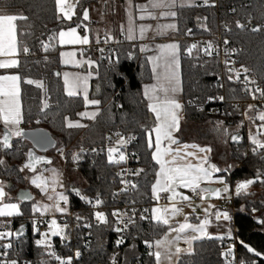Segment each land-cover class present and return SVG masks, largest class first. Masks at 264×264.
Wrapping results in <instances>:
<instances>
[{
    "label": "trees",
    "instance_id": "16d2710c",
    "mask_svg": "<svg viewBox=\"0 0 264 264\" xmlns=\"http://www.w3.org/2000/svg\"><path fill=\"white\" fill-rule=\"evenodd\" d=\"M99 1L102 0H81V5L88 8ZM4 4L8 5L6 9L8 14L22 13L29 18L28 23L31 24L29 28L25 22H16L17 40L21 48L19 67L16 68V72L21 76L22 128L47 129L56 141V148L64 150L67 156L66 169L74 176H78L81 181L65 185V193L69 197L67 208L79 209L77 214L82 217V221H80V228L74 227L73 239L64 244L61 251L71 254L79 249L81 256L76 259V264H111L110 258L114 254L118 264H155L154 257L148 256L149 251L146 250L143 240L145 238L155 240L161 237L167 231L168 226L156 225L150 219L141 221L140 212H138L137 227L124 233V243L117 247L116 244H112L113 238L118 236V233L112 230L114 217L110 215L113 209L119 207V201H128L131 204L132 199H135L136 203L132 204L133 206L149 210L153 203L151 185L155 179L157 165L151 159V150L146 146L147 138L142 127L151 128L155 121L152 114L148 112L147 101L143 97V86L152 80L150 64L146 63V54L139 51L137 42L119 39V43L111 45L107 53V57L111 56L113 62L118 60V63H115V71L110 69L108 59L103 60L96 54V77L91 79L90 97L101 101L98 106L99 114L92 121L81 120L80 123L85 125L84 127L68 128L64 117L67 116L70 121L78 120V113L85 108L84 99L79 95L69 97L64 92L60 75H56L61 69L60 46L57 38L52 41L54 48L48 53L43 51L39 41L42 39L47 42L48 36L54 33L57 36L60 30L82 22V8L80 6L76 8L79 19L73 16L71 21H60L55 18L54 0H0V7ZM262 4L264 0H218L214 8L204 7L203 3H199L198 7L178 9V16L174 21L179 31L174 32L173 35L177 38L184 37L186 30L191 28L193 35L197 37L209 36L216 30L219 23H228L233 27V31L227 35L232 44L239 49L240 62L248 65L249 72L256 77L259 83L263 84L262 88H264V31L241 32L234 27V21L241 19V22H245L248 13L253 16L252 25L264 24V19L261 18V13L264 12ZM232 8L237 11L233 13ZM198 17L200 18L199 23L197 22ZM204 17H207L206 21ZM201 24H207L209 31H203ZM21 32L25 34L21 35ZM29 32L31 35L27 34ZM23 46L29 47L30 54L25 55L22 52ZM186 47V41L180 40L182 124L183 128L188 130L187 136L181 137L180 140H192V134L197 133L199 141L212 143L211 160L216 162L220 168L221 165H224L222 168L232 166L228 171L219 173V175L224 176L231 194L234 195L233 226L238 246L237 257L248 261L256 260L257 264H264V224L257 222L264 219V182H262L264 175L259 180L256 179L257 171L264 173V160L260 158V150H257L256 154L251 152L253 146L248 139L251 133L248 131L251 129L248 123L252 125L261 122L258 119H249V117L256 116V112L248 110L245 103L249 95L245 93L243 85L239 82L227 81L225 66L215 56L207 58H202L198 54L188 56L184 50ZM31 51L34 53L31 54ZM130 52L132 53L131 59L128 58ZM25 79L42 81L46 92L37 88L35 84H25L23 82ZM220 84L223 87H220ZM209 96H223L224 100L209 101ZM43 100H47L50 104V108L45 110L46 116L40 111ZM189 101L193 103L190 104ZM241 101L243 104H239ZM217 105H222L225 111L219 116L207 113L210 106ZM256 109L264 110V103L260 102ZM243 112L248 113L246 121L241 118ZM228 113L232 114L228 115ZM218 121H223L224 127L232 133H236L237 126H239L238 134L241 137L239 143L231 142L230 137L226 138L228 152H222L219 155L215 151L218 133L215 125ZM116 129L137 137L133 146L140 154L138 163L144 172L139 177L133 176V182L138 184V191L122 194L113 200L112 193L116 192L119 181L115 167L107 163L105 156H98L90 163L89 153H78L81 161L77 166L72 157L74 151L82 145H99L106 131ZM180 131H182V126H180L179 135H181ZM261 134L264 137V133ZM12 143L13 149L7 153L0 149V158L5 160V164L0 165V177L6 183V191L11 195H16L20 190L29 187L24 172L19 171L23 166L29 144L19 137L12 139ZM48 154L52 157V162L60 163L53 155V150ZM245 179H253L255 182L246 192L237 196L234 192L235 186ZM75 188L89 196L100 194L104 204L99 210H103L109 216V226L97 227L93 223L91 211L87 210L85 204L73 191ZM34 202V199L20 201L21 214L9 219L4 217L3 229L12 230L23 224L25 235L31 233L32 218L36 214L32 212ZM253 208H256L255 212L252 211ZM74 222V224L77 223L76 220ZM84 223H92L93 227L83 228ZM87 233H90L92 242L85 246L81 238ZM20 239L23 240V244L21 245L18 241L19 256L14 254L19 259L27 260L30 264H39L40 258L48 255L43 246L36 245L35 241L39 239L38 236H30L29 239L23 236ZM241 241L256 251H260L262 256L255 257L252 253H248ZM219 243L220 240L215 237L198 239L192 244L194 254L192 256L182 254L176 264H224Z\"/></svg>",
    "mask_w": 264,
    "mask_h": 264
},
{
    "label": "snow or ice",
    "instance_id": "6c2138e0",
    "mask_svg": "<svg viewBox=\"0 0 264 264\" xmlns=\"http://www.w3.org/2000/svg\"><path fill=\"white\" fill-rule=\"evenodd\" d=\"M80 6L82 8V18L84 21L89 20V9L87 7H83L81 5V0H54V13L55 18L60 21H71L73 16H77L79 19V14L76 12V8ZM199 4L196 3V0H148L147 5H134L132 0H129L127 5L128 8V28L126 39L129 41L136 39L137 29L139 32V37L141 40L145 39V33L153 30L152 25L150 24H139L135 23L136 19L140 21H144L146 19L159 20L160 18L175 20L178 16V9H182L185 7H198ZM204 7H216L215 0H203ZM8 5L4 4L0 7V56L6 57V59L0 60V69H16L19 67V60L17 56L21 51L17 40V21L25 22L27 27H31V24L28 23L29 18L22 13L20 14H8L6 11ZM264 8V4L261 5ZM133 9L137 12L141 13L138 17L134 15ZM157 10L159 11V15L156 14ZM231 11L235 13L237 10L232 8ZM261 18L264 19V12L261 13ZM205 21L207 17L203 18ZM197 22H200V18H197ZM253 16L251 13H248L246 16L245 22H241V19H236L234 21L235 29L244 31H251L252 33H259L264 31V24L257 23L250 28L248 25H252ZM80 25L77 24V27ZM203 31H209L207 24H201ZM224 31L226 33H232L233 27L228 23L224 24ZM84 31H88L87 27L84 28ZM155 34L163 35L166 32H177L179 31L178 25L175 22L160 24L157 23L155 26ZM121 33H124V28L121 26ZM193 30L191 28L186 30V35H192ZM21 35L25 33L21 32ZM31 35V33H27ZM57 38L56 34L48 36L47 42L44 40H40L39 43L45 53H48L50 50L54 48L52 41ZM58 40L60 45L65 44H81L87 45L90 43L89 36L84 35L80 36L77 34L76 27L69 26L67 31L60 30L58 33ZM113 40V37L107 33H105L103 43L108 44ZM99 37H97L96 43H100ZM119 43V41H117ZM224 53L225 57H228L230 54H236L239 50L234 47H229L230 41L229 39L223 40ZM185 52L188 56H192L193 51L196 50L197 54L200 52L203 53L205 57H212L213 54L218 57L219 56V47L214 45L211 41L204 44L203 47L198 46L197 43H192L188 45L185 49ZM101 53V57H104V48L99 49ZM139 51L141 53L151 51L146 45H141ZM157 55H150L146 58V63L151 65V78L155 81L153 84H145L143 86V97L147 101V110L151 114L154 115L155 121L154 126L149 128L147 126H142L144 134L147 138V148L151 151V159L155 162L156 165H159V170L155 172V183L151 185V195L155 199H159V193L167 192L170 193L168 199L173 201L171 209H158L153 207L151 209L150 217L145 216L143 213H148L149 209L144 208L143 213L140 214L139 219L141 221L145 219H150V221L155 222L156 225H168L169 218L171 216H175L179 214L180 209L176 207V203L180 201H189V197L183 195L182 193L177 192L178 188L189 189L193 193L199 192L201 193L200 199L204 200L206 198H210L212 196L216 198H222V194H227L229 192L228 185L222 176L215 177L214 173H222L226 172L231 168V165H228L225 168H220L216 164H209L207 156L200 158L199 163H183L177 164V160H183L185 157H195L194 152H184V155L181 156V149L177 148L175 150L172 149V145H177L178 141L174 137V133L179 131V111L182 109L183 105L176 98V93L181 89L180 79L178 74V69L180 67V45L176 42L160 44L158 45ZM22 52L25 55L30 54V49L27 46L22 47ZM75 53L72 52H61L60 58L63 63H75L76 66H79L78 62L72 61L71 59H64L65 57H73ZM109 60L110 69L115 71V63H118V60L113 62L111 56L106 57ZM128 58H132V53L128 54ZM45 60H47V56H45ZM91 66L94 62L89 60L85 61ZM225 66V75L227 81L229 82H241L243 84V88L245 93L251 96V98L255 100H259L264 103V88L257 85L256 80L250 79L248 75L250 69L245 67L243 64L240 65L239 68L235 67L236 61L232 59H225L223 61ZM143 67V65H142ZM243 74V79L241 80V76ZM56 75H59L57 73ZM91 73H88L86 76H72L70 78V74L68 72L63 73L64 78V86L66 94L69 97L79 95L81 92L83 93L84 104L85 106L94 105L99 106L101 101L99 99H89L88 98V79L90 78ZM219 79V77H218ZM20 75H0V122L3 124V134L0 136V149L4 150L7 153L9 150L13 149L12 138L13 137H26L28 133H25L24 130L20 127V124L23 120L21 102H20ZM25 84L33 85L42 91L46 92L45 86L42 81H36L33 79H25L23 81ZM223 87L222 84L219 85ZM99 91V88H97ZM220 100L223 101L224 97L219 96H209L208 100ZM42 107L40 111L46 116V109L50 108V104L47 100H43ZM189 103H193L189 101ZM248 110L256 112L255 117H249V119H258L261 123L258 126L257 133L255 135L249 134L248 139L251 142L252 152L254 154L259 151L260 158L264 160V139L260 138L261 133H264V110L258 111L254 104H249ZM202 110V109H201ZM98 111L94 112H81L78 113L80 116H86L88 119H95L98 115ZM232 113H228L231 115ZM245 116L248 115L247 112L244 113ZM65 124L68 128L73 127H84L85 125L80 124L79 122H72L68 119L67 116L64 117ZM242 123V122H241ZM216 131L223 137L229 138L236 143H239L241 137L238 134L239 126H237L236 133H232L229 131L227 127H224L223 121H218L215 125ZM117 136V141L115 147H109L107 149V163L109 165H120L122 163L128 162V155L126 151L122 149H126L127 145L132 141H135L137 137L135 135L124 136L121 133H115ZM154 135V140H153ZM111 139L110 137L108 138ZM40 143V146L43 148L45 143H51L50 140L46 138H41V140L37 141ZM166 142V143H165ZM184 149L188 148H198L199 152L207 153L211 151V148H203L198 147L195 144L183 145ZM18 151V149H17ZM61 154H63V150L61 149ZM84 149L81 148L80 152H83ZM93 152L96 151L95 148L92 149ZM173 159H166L167 156L173 154ZM27 162L20 167L19 171L24 172L26 169L29 171H35V164L37 162L50 163V161L46 160L44 157L35 156L32 150H29L27 153ZM133 158L139 159L136 153L131 154ZM246 155V153L244 154ZM80 158L79 154H73V161H77ZM5 160L0 158V165H4ZM207 165V166H205ZM53 175L51 177L52 184V192L53 194L48 195V199L53 201L52 204L38 205L34 204L32 211L40 212L41 215H44L48 212L53 213H61L67 214L68 208L66 207L69 203V197L64 193H57L55 191V187L59 184L57 177L59 174L55 169L51 170ZM144 172L143 168H136L135 170H122V172H118L116 175L120 177L119 183L122 187L118 192H113L112 197L115 200L118 196L122 194H127L130 191H138V184L133 182L131 179L124 178L125 176H136L139 177L141 173ZM264 173L257 171L256 179L259 180ZM36 187L40 188L42 192L48 191L49 180L44 178L43 176H35L31 181ZM255 182L253 179H245L240 181L235 186V194L239 196L241 193L246 192L250 185ZM264 182V181H262ZM210 184V183H220L223 184V189H213L209 187H201V184ZM62 186V185H61ZM5 184L3 181H0V216L8 217L12 215H19L20 207L18 203H2L3 199L6 197L5 192ZM76 195L84 200L86 203L91 204L93 209H98L104 201L100 198V194L97 193V196L94 202L91 199H88L84 195H82L78 189H73ZM205 194H208L207 197ZM21 200L30 199L28 194L22 193L20 198ZM61 202L63 205L61 206ZM136 200L132 199L131 204H135ZM213 207V206H210ZM253 212L256 211V208L252 209ZM130 212V214H129ZM205 218L200 221L198 226H193L188 223H184L179 225L178 228L169 227L170 232H175L176 235L172 239L168 238V234L165 235L161 239H148L145 238L143 243L145 246L150 249L148 252L149 257H154L155 264H165L168 262L170 264L173 256L176 257L177 260L181 258V254H186L188 256H192L194 254L192 242L194 240L200 239L201 237L208 236L209 234L206 231V227L211 223L208 217L213 215L209 212L208 209L204 210ZM93 217L97 222L96 226H109V216L103 210H96L93 212ZM111 217H114L113 231L116 233H126L130 231L131 228L137 227L136 216L137 210L135 207H130L129 211H121L120 209H113L110 213ZM216 221H230L232 217L230 216L228 211H220L217 210L214 213ZM76 224L75 228H80V221L82 219L81 216L77 215L75 217ZM187 219V217L185 218ZM260 224H264V219H260L257 221ZM83 228H92V223H84ZM186 229H191L194 233H198L199 235H193L190 238H185L184 243L188 245L187 248L181 249L176 245L179 243L181 239V233H183ZM33 230L38 231L36 227V221H33ZM15 235L17 238L22 237V232L12 233V232H0V240H5L8 237ZM58 236L61 241H70L71 239V229L69 224L65 223L62 226L59 225L56 219H52L49 222V231L41 232L40 239L35 241L37 246H43L44 249L48 252L50 257H54L58 264H73L74 259H79L81 256V251L79 249L75 250L74 255H69L67 257H61L56 254V252L52 248L51 237ZM226 237L230 240L232 239V230L229 228L226 233ZM211 238V237H209ZM215 239L223 241L225 239V235L216 236ZM20 244H23V240H19ZM116 246L119 247L124 243V237L116 240ZM241 244L246 249L248 253H252L255 257H261L262 253L260 251H256L253 247L241 241ZM135 247V245H133ZM14 245L9 240L7 243L0 245V264H18L17 259L9 258V249H13ZM234 245H229L226 251L221 252V256L224 257V264H236L233 252ZM174 249V251H173ZM19 256V253H16ZM232 258V259H229ZM111 264H118L116 255L114 254L111 258ZM28 264V262H25ZM45 264V262H42ZM239 264H257L256 260L245 261L241 259Z\"/></svg>",
    "mask_w": 264,
    "mask_h": 264
},
{
    "label": "built area",
    "instance_id": "2783aa9c",
    "mask_svg": "<svg viewBox=\"0 0 264 264\" xmlns=\"http://www.w3.org/2000/svg\"><path fill=\"white\" fill-rule=\"evenodd\" d=\"M218 0H215V3H217ZM224 23H219L217 25V28L216 30L209 36H195L193 35H186L184 37H181L180 40H183V41H186V44L187 46L188 45H191L192 43H197L198 46L200 47H203L205 43L211 41L214 45L218 46L219 47V56L217 57L215 55V53L213 54V56H215L218 61H220L222 64H223V61L227 58V59H232V60H235L236 61V64H235V67L239 68L241 64L240 62V59H239V51L236 53V54H230L228 57H225V53H224V48L225 46L223 45V40L224 39H229L227 33L224 31ZM251 26L253 25H248V27L250 28ZM83 27L82 26H79V30H82ZM104 38V37H103ZM120 39L122 40H125L124 37H120ZM103 40L104 39H101L100 43H92L90 44V47L89 49L90 50H93V52H95L99 58L101 59H107V53H108V50H109V47L113 44H115L118 40H112L110 41L108 44H105L103 43ZM230 41V39H229ZM229 47H234L236 49L237 46H235L234 44H232V42L230 41V45ZM100 48H104L105 49V52H104V57L105 58H102L101 57V53L99 51ZM239 50V49H238ZM34 52L31 51V54H33ZM193 54H197L196 50L193 51ZM199 56H201L202 58H207L203 55L202 52H200L198 54ZM109 63V62H108ZM224 65V64H223ZM245 67H248V65L246 64H243ZM249 68V67H248ZM248 75L250 76V79H254L256 80L257 82V85L260 86V87H263V84L260 82L257 81L256 77L251 74L250 72L248 73ZM243 79V74L241 76V80ZM240 84H242L241 82H239ZM243 85V84H242ZM247 106L249 104H254L255 107L257 105L260 104L261 101L259 100H253L251 98V96L249 95L247 100H245ZM239 104H243V102H239ZM225 110H224V107L222 105H217V106H210L208 109H207V113L208 114H211V115H218L223 113ZM245 112L242 113L241 115V118L243 121H246L247 119V116L244 115ZM231 122L233 121L232 119L230 120ZM249 125V123H248ZM251 125V124H250ZM260 124L259 123H253L251 125L253 131H255L257 133V129H258V126ZM121 133L122 135L124 136H128L127 134H125L121 129H116V130H112V131H106L105 134H104V137H103V141L102 143H100L99 145H94V146H89V145H82L81 147H79V149H76L74 151V154H77V153H89V162L92 163L93 160L98 157V156H105L106 158V161H107V149L109 147H115L117 146L116 145V141H117V136L115 135V133ZM111 138L110 140L108 138ZM136 140L135 141H132L130 144L127 145V148L126 149H122L123 151H126V154L128 155L129 159H128V162L127 163H122L120 165H112L115 167L116 169V174L118 172H122V170H135L136 168H140V165H139V161H140V154L139 152L134 148V144H135ZM83 148L84 151L83 152H80V149ZM95 148L96 151L93 152L92 149ZM53 150V155L59 160V162L61 163L62 167H64V169L66 168L65 165H66V162H67V156L63 150V154H61V149L60 148H54L52 149ZM252 152V150H251ZM132 153H136V155L139 157V159H135L132 157ZM253 153V152H252ZM81 159L79 158L77 161H75V166H77L79 163H80ZM63 174V173H62ZM118 178V181L120 180V177L117 176ZM124 178L126 179H131L133 181V176H125ZM122 187V185H120V183H118V186H117V189H116V192L119 191V189ZM79 192L84 195L85 197H87L88 199H91L93 202L96 198V196H89L87 194H85L84 192L80 191ZM132 192V191H130ZM129 192V193H130ZM200 196H201V193L199 192V190H197V192L193 193L192 192V197H193V200H200ZM101 198V196H100ZM80 199V198H79ZM102 199V198H101ZM81 200V199H80ZM217 201V204H218V207L215 211L217 210H220V211H228L230 216L232 217V219L230 221H223V220H220V221H216L215 220V216H214V213H213V222H214V226H215V231L216 234L214 235V237L216 236H220V235H225V239L223 241L220 240V243L218 244L219 245V248H220V251H226L227 248L229 247V245H234V248H233V252H234V258H235V261H236V264H239V261L241 259H239L237 256H238V246H237V242H236V238L234 236V233H235V228L233 226V221H234V218H233V213H234V207H233V196H230V197H227L226 195L222 194V198H217L216 199ZM82 202L85 204V207L87 208V210L91 211V213L93 214L94 211L96 210H99L98 209H93L92 205L91 204H88L86 203L84 200H82ZM48 204H52L51 201H49ZM168 204V196H167V192H161L159 193V199H153V203L151 204V207L152 206H157L158 208L162 209V207H164L165 205ZM61 206H65L63 205V202H61ZM67 207V206H66ZM130 207H135L136 210H137V213L140 212L143 213V207H139L138 206H133L132 204H130V202L128 201H119V207L117 209H120L121 211H129ZM77 211H79V209H76V210H71L68 208V212L67 214H61V213H53V212H48L44 215H41L40 212H37L35 214V216L32 218V225H31V233L29 234H26L24 233V230H23V234H22V237L24 236L26 239H29L30 236H33V235H36L38 236V238L40 239V233L41 232H48L49 231V226H48V223L52 220V219H56L57 223L60 224V225H63L65 223L69 224L70 226V229H71V239H73L74 237V221L76 220L75 217L78 215L77 214ZM151 208L149 210L148 213H143L145 216H148L150 217L151 215ZM130 214V212H129ZM93 216V215H92ZM115 220V218H114ZM33 221H36V227L38 229V231H34L33 230ZM82 221V219H81ZM93 223L94 224H97V222L95 221L94 217H93ZM113 227H115V224H114V221H113ZM231 228L232 230V239H228L226 237V233H227V230ZM16 229H12L11 232L12 233H16L15 232ZM124 233H118V236H116L115 238H113L112 240V244H116V240L121 238V236H123ZM21 237L17 238L15 235L11 236V237H8L6 238L5 240H0V245L4 244V243H7L9 240H11V242L13 243L14 245V248L13 249H9V258L11 259H17L18 261V264H25V262H28V264H30L29 261L27 260H21L19 259L18 257H16L14 254L15 253H18V250H17V244H18V241ZM68 241H61L60 238L58 236H54V237H51V244H52V248L53 250L56 252L57 255L61 256V257H67L69 255H74V252L73 251L71 254H65L62 250V246L64 244H66ZM81 242L83 245L85 246H88L91 242H92V239H91V235L90 233H87L85 235L82 236L81 238ZM177 247H180L181 249H185L188 247L187 244H185L184 242H179L177 245ZM3 249H0V251H2ZM146 250L147 251H150V249H148L146 247ZM224 259V257H223ZM229 259H232V258H229ZM245 261H248V260H245ZM52 264H58V262L55 260V258L53 257V262ZM73 264H76V259L73 260Z\"/></svg>",
    "mask_w": 264,
    "mask_h": 264
},
{
    "label": "crops",
    "instance_id": "0c3cea01",
    "mask_svg": "<svg viewBox=\"0 0 264 264\" xmlns=\"http://www.w3.org/2000/svg\"><path fill=\"white\" fill-rule=\"evenodd\" d=\"M128 3H129V0H121V1H119V0H102V1H99L97 3H94V4L90 5L88 7V9H89V20L84 21L83 18H82V22L79 23V25L82 26L83 29L79 30V27H77V25L73 26V27H76L78 35H80V36L88 35L89 36L90 43L87 44V45H81V44L60 45L59 44V40H58V34H57V43L60 46V49H59V63L61 65V69L59 71V75H60L61 80L63 81V87H64V92L65 93H66V91H65V86H64L63 73L68 72L70 74V78H71L72 74L78 75L77 69L79 70L80 67H81L82 71H87L88 68L90 67L91 71L95 73V68L97 67V61H96V64L93 63L91 66H89V64L85 63V61H89L90 59L87 58V57H86L87 58L86 59L85 56H84V58L81 57V56H83L82 53H86L87 50L89 51L90 44L95 42L94 39L96 37H99V36L102 37L103 35H105V33L111 35L115 41L120 39V37H124V38L126 37L127 28H128V8H127ZM132 3L134 5H147L148 4V0H144V1H140V2H134L132 0ZM196 3L197 4L203 3V0H196ZM133 12H134V15L137 16V17L141 14V13L137 12L135 9H133ZM156 14L159 15V11L158 10H157ZM170 22H175V21H173L171 19H165V18H160L159 20L146 19L144 21H140L139 19H136L135 23L137 25H139V24H150V25H152V29L153 30H150V31L146 32L145 33V39L141 40L140 37H139L138 29H137L136 39L132 40V41L137 42L139 44V48L143 44V45H146L149 49H151V51L144 52L146 54V56L157 55L158 53H157L156 49H157L158 45H160V44L176 42V43H178L180 45V38L175 37L173 35L174 32L169 31V32L164 33L163 35H156L155 34L154 29H155V26H156L157 23L165 24V23H170ZM85 26L88 27L87 28L88 29L87 32L84 31ZM121 26H123V28H124V33L123 34L121 33ZM62 30L67 31L68 28L67 29H62ZM61 52H72V53H75V55L73 57H71V58L65 57L64 59H71L72 61L78 62L79 66H76L75 63H63L61 61V58H60V53ZM88 53H92V52L89 51ZM180 56H181V49H180ZM19 57L20 56L18 55L17 56L18 60H19ZM91 57L95 58V56H91ZM2 59H6V57L0 56V60H2ZM95 60H96V58H95ZM91 61L95 62L94 60H91ZM150 67H151V65H150ZM17 74L18 73L16 72V69H0V75H17ZM178 74H179V79H180L179 87L181 89L180 67L178 69ZM82 76H85V75H82ZM95 77H96V74H95V76L92 79H94ZM153 83H155V81L152 79L147 84H153ZM90 88H91V82H90ZM88 89H89V84H88ZM20 90H21V83H20ZM181 91L182 90H180L179 92L176 93V98L182 104ZM76 96H78V95H76ZM79 96H81L83 98L82 92L79 94ZM88 98L89 99H93V98H90V97H88ZM20 102H21V97H20ZM94 111H98L99 112L98 106L88 105V106H85V108H83V110H81L79 113H81V112H94ZM152 116H153V118L155 120V117H154L153 114H152ZM78 118H79L78 120H75V121H72V122H79L80 123L81 120L88 119L86 116H80V115H78ZM88 120L92 121L93 119H88ZM182 120H183V118H182V109H181L179 111V130H180V126L182 124ZM21 124H20V127L22 128ZM2 128H3V124H2V122H0V136H1ZM177 136H179V131L174 133V137L177 139L178 144L177 145H172L171 147H172L173 150H175L177 148H180L181 149V156H183V153L185 152V150H183L181 147H182V145L184 143H186L187 140L181 141L180 138L177 137ZM16 138H18V137H13V139H16ZM153 140H154V135H153ZM174 154L175 153L173 152V154L167 156L166 159L172 160ZM187 158L188 157H185L183 160H179L178 159L177 160V164H183V163L188 162L189 160H186ZM207 159H208V163L209 164H216V162L211 160L210 157H207ZM188 163H190V162H188ZM192 164L195 165L196 163H192ZM205 166H207V165H205ZM222 166H224V165H222ZM218 167H220V166H218ZM158 170H159V165H157V171ZM213 176L215 178V177H218V176H221V175H219V173H214ZM222 177L224 179V176H222ZM153 183H155V179H154ZM219 184L220 183H210V184L202 183L201 187H205L206 186V187H209V188L218 189ZM4 190H5L6 194H7L4 199H6L7 197H10V196L11 197H15L14 202H4V203H18L19 204L20 201H22L21 199H19L22 193L28 194L30 196V200L35 198V194H34L35 192H34L33 188H31L30 186L25 191L21 192L20 195H18V196H17V194L16 195H11L10 193H8L6 191V188ZM177 192L182 193L185 196H188L189 197V201H180L179 203H176V206L179 205L181 202L194 204L195 207H196V210L198 209L197 210L198 213L199 214L202 213L204 218H205V213H204L205 209H208L209 212L213 214L214 211L218 207V204H217V201H216L217 198L214 197V196H212L210 198H206L204 200L200 199V200L196 201V200H193L192 191L189 190V189L178 188ZM169 195H170V193H167V196H169ZM207 195L208 194H205L206 197H207ZM231 196H234V195H231ZM4 199H3V201H4ZM152 199H154V198L152 197ZM172 204H173V201H170L168 199V204L167 205L172 206ZM167 205H165V206H167ZM210 206H213V207H210ZM153 207L158 208L157 206H152L151 209ZM158 209H160V208H158ZM162 209H164V208L162 207ZM20 213H21V211H20ZM13 216H16V215L14 214L12 216H8L7 218L9 219V218H11ZM212 216L213 215H210L208 217V219H210L211 223L206 227V231H207V233L210 232L212 234L211 237H214L216 232L213 231V230H215V226H214V222L212 221L213 220ZM188 217H189V215H188ZM196 219H198L197 215H194V216L190 217V221L191 222L196 221ZM4 222H5L4 221V217L0 216V232H1V230H4L3 229V227H4L3 224H5ZM176 225H178V224L169 220V223L167 225L168 226L167 230H169V227L176 228ZM206 237L208 238L210 236H204V237H201L200 239L206 238ZM194 241H196V240H194ZM179 242H184V241H179ZM193 242H192V244H193ZM173 251H174V249H173ZM176 261H177V259L175 257V260H174L173 264H176Z\"/></svg>",
    "mask_w": 264,
    "mask_h": 264
},
{
    "label": "rangeland",
    "instance_id": "374dc122",
    "mask_svg": "<svg viewBox=\"0 0 264 264\" xmlns=\"http://www.w3.org/2000/svg\"><path fill=\"white\" fill-rule=\"evenodd\" d=\"M85 27H87V26H85ZM104 36L105 35H103L102 37L99 36V39L100 40L101 39H104L103 38ZM94 40H95V42H93V43H96L97 37ZM89 51L92 52V53H88ZM89 51L87 50L86 53H82L83 56H81V57L84 58V56H85V58L87 57L90 60H94L95 61L94 64H96V60H95L96 57L95 58H92L91 57V56H95L96 53L93 52V50H90V49H89ZM77 71H78V75L81 76V77H82V75H85L86 76V75H88V73H91V76L88 79V84H89L88 97H90V92H91L90 82H92V80H90V79H92L95 76L96 73L92 72L90 67L88 68L87 71H82L81 67L79 68V70L77 69ZM72 76H77V75L72 74ZM82 95H83V93H82ZM181 126H182V131H180L181 132V135L177 136L179 138L186 137L187 136V131H188L185 128H183V124H181ZM250 128L251 129H249L248 131H250L251 134L255 135L256 132L253 131L251 125H250ZM192 136H193V139L192 140H187L186 143H184L183 145H185V144H188V145L195 144L198 147L211 148V151L210 152L201 153V152H199L198 148H188V149H184L183 148V145H182L181 148L183 150H185V152H194L196 154L195 157H188L186 160H189L188 162H190V163H196L197 164V163H199L200 158L204 157L205 155L207 157H210L213 154V146H212V143H209L210 141L209 142H207V141H205V142L199 141L197 139L198 138L197 133L192 134ZM260 138L264 139V137L262 136V134H261ZM216 140H217L216 141V144H215L216 154L219 155L222 152H228V148L226 146V138L223 137V136H221L219 133H217ZM183 155H184V153H183ZM221 168H222V165H221ZM53 169H55L56 172L59 174V176L57 177V179L59 181V184H57L56 187H55V191L57 193L62 192V193H64L66 195V193H65V187L66 186L65 185H67L68 183H79V182H81L79 180V177L78 176H74L70 171H68L66 168L64 169V167H62V165L60 163H57V162H52L51 164L46 165V166H39L33 172H30L28 170H25L24 171V176L27 179L29 186L31 188H33V190L35 192L34 193L35 194V198H34V201L35 202H34V204L45 205V204H48L49 203L50 200L47 197H48V195L53 194V192H52V184H51V177L53 175V173H52L51 170H53ZM35 176H43L44 178H46V179L49 180V185H48V191L47 192H42L40 188L36 187L31 182L32 179ZM0 181H3V179L1 177H0ZM3 183L6 184L4 181H3ZM223 187H224L223 184L222 185L219 184L218 189H223ZM228 188H229V192L227 194H224V195H226L227 197H230L232 194L230 192L229 185H228ZM234 192H235V190H234ZM14 200H15V197H11L10 196V197H7L6 199H4V201L2 203H4V202H14ZM51 202L53 203V201H51ZM176 207L180 209L179 214H177L175 216H171L169 218L170 221L175 222V223L178 224V225H176V228H178L179 225L184 224V223H188V222H189L188 224H191L194 227L195 226H198L200 224V221L204 218L203 215H202V213L201 214L198 213V211H197L198 209L196 210V207H195L194 204H189V203L181 202ZM32 208H33V206H32ZM163 208L164 209L167 208V209L170 210L171 209V206L170 205H167V206H165ZM33 213H37V212H33ZM188 215H189V217H188ZM194 215H197L198 219H196V221H194V222H191L190 221V217H192ZM185 217H187V219H185ZM48 226H49V223H48ZM9 231L11 232V230L9 228L8 229L1 230V232H9ZM165 233L168 234V238L169 239H172L176 235L175 232H170L169 230H167ZM165 233L161 237H159L157 239H161L165 235ZM208 234H209L208 236H210V237L212 236V234L210 232ZM193 235H199V234L198 233H194L191 229H186L183 233H181V239H180V241H184L185 238H190ZM52 237H54V236H52ZM174 260H175V256L172 257L170 264H173L174 263ZM39 262H40L39 264H42V262H45V264H52L53 257H50L49 255H47L46 257L40 258ZM165 264H168V262H165Z\"/></svg>",
    "mask_w": 264,
    "mask_h": 264
},
{
    "label": "water",
    "instance_id": "95a60500",
    "mask_svg": "<svg viewBox=\"0 0 264 264\" xmlns=\"http://www.w3.org/2000/svg\"><path fill=\"white\" fill-rule=\"evenodd\" d=\"M23 130L25 133H28V135L26 137L21 138L22 140L26 141L29 144V148L27 149V152L29 150H32L35 156L44 157L46 160L50 161V163L37 162L35 164V170L39 166H46V165L51 164L53 159L48 153L51 152V150L56 147V141L54 138H52V135L50 134V132L47 129L41 128V127H36V128H32V129H23ZM2 134H3V128H2L1 136H2ZM41 138H46V139L50 140L51 143H45L44 147L42 148L40 146V143L37 142L38 140H41ZM230 141L233 142L231 139H230ZM27 160H28V158L26 155L23 164L26 163ZM30 172H33V171H30ZM75 189H77V188H75ZM25 190L26 189L20 190L17 193V196L20 195V193L25 191ZM26 200H30V199H26ZM22 201H25V200H22ZM23 230H24V225L21 224L16 228L15 232L16 233L22 232V234H23Z\"/></svg>",
    "mask_w": 264,
    "mask_h": 264
}]
</instances>
